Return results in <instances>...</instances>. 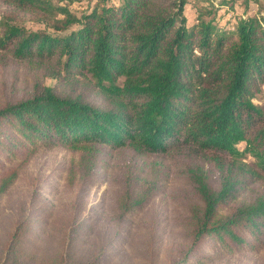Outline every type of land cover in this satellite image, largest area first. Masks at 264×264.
<instances>
[{
	"label": "trees",
	"instance_id": "trees-1",
	"mask_svg": "<svg viewBox=\"0 0 264 264\" xmlns=\"http://www.w3.org/2000/svg\"><path fill=\"white\" fill-rule=\"evenodd\" d=\"M0 1L50 30L24 29L17 12L0 19V203L53 150L68 155V187L106 183L109 200L59 223L44 200L53 181L42 184L45 203L16 214L0 264H107L113 237L167 191L179 241L167 264L264 248L260 13L219 28L212 3L188 23L189 0H93L78 14Z\"/></svg>",
	"mask_w": 264,
	"mask_h": 264
},
{
	"label": "rangeland",
	"instance_id": "rangeland-1",
	"mask_svg": "<svg viewBox=\"0 0 264 264\" xmlns=\"http://www.w3.org/2000/svg\"><path fill=\"white\" fill-rule=\"evenodd\" d=\"M51 1L54 5L66 6L69 11L78 14L92 4L93 0ZM218 1L189 0L184 11L188 23L196 17V9L208 8L211 3L216 9L214 23L219 28L231 26L242 15L257 12L264 18V0H248L247 5L245 0H233L229 3V7L220 8L217 7ZM9 12H17L16 24L26 30H49L37 15L17 11L0 1V19ZM46 83L53 84V81L48 79ZM254 103L264 111V86ZM67 159L68 155L63 150L39 151L34 155L30 165L0 203V244L5 242L19 210L28 208L32 203L36 207L40 202L45 203L41 199L40 186L51 181H53L51 186L53 192L50 195L44 194L46 197L44 200H50L55 222L65 223L72 218H81L94 206L97 207L93 210L98 207L105 211L108 209L106 183L93 186L86 184L80 188L67 186L64 182ZM172 210L169 191L154 199L146 209L130 220L127 232L120 233L124 239L118 235L113 237L114 245L110 247L107 264H167L170 257L176 253V244L179 243L176 239L177 229L170 222ZM153 234L154 239L151 241ZM229 261L230 264H264V248L259 253L231 257Z\"/></svg>",
	"mask_w": 264,
	"mask_h": 264
}]
</instances>
